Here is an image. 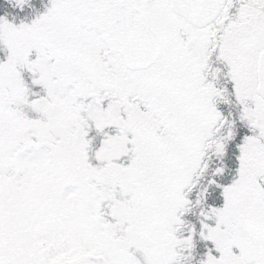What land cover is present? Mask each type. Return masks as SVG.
I'll use <instances>...</instances> for the list:
<instances>
[{
    "label": "snow or ice",
    "instance_id": "6c2138e0",
    "mask_svg": "<svg viewBox=\"0 0 264 264\" xmlns=\"http://www.w3.org/2000/svg\"><path fill=\"white\" fill-rule=\"evenodd\" d=\"M0 264H264V0H0Z\"/></svg>",
    "mask_w": 264,
    "mask_h": 264
}]
</instances>
